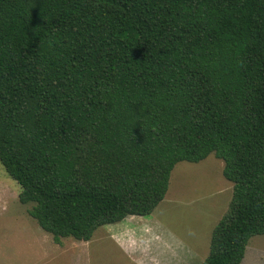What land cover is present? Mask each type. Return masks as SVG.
Wrapping results in <instances>:
<instances>
[{
	"label": "trees",
	"instance_id": "trees-1",
	"mask_svg": "<svg viewBox=\"0 0 264 264\" xmlns=\"http://www.w3.org/2000/svg\"><path fill=\"white\" fill-rule=\"evenodd\" d=\"M232 182L198 264L264 234V0H0V162L54 242L146 216L177 162Z\"/></svg>",
	"mask_w": 264,
	"mask_h": 264
},
{
	"label": "rangeland",
	"instance_id": "rangeland-1",
	"mask_svg": "<svg viewBox=\"0 0 264 264\" xmlns=\"http://www.w3.org/2000/svg\"><path fill=\"white\" fill-rule=\"evenodd\" d=\"M222 168L223 161L212 153L198 162H177L170 173L164 199L151 214L143 217L150 227L147 237L140 229L132 233V227L139 226L134 222L112 226L113 233L123 231L122 234L129 236L130 252H125L107 234L109 229L98 227L87 246L80 247L81 264L201 262L208 254L212 229L226 211L232 195V182L223 176ZM19 192V184L0 162V264H76L74 255L70 254L76 250L77 240L67 237L60 244L55 243L51 234L28 214L30 204L19 202ZM128 219L140 220L139 217ZM241 264H264V235L249 239Z\"/></svg>",
	"mask_w": 264,
	"mask_h": 264
},
{
	"label": "crops",
	"instance_id": "crops-1",
	"mask_svg": "<svg viewBox=\"0 0 264 264\" xmlns=\"http://www.w3.org/2000/svg\"><path fill=\"white\" fill-rule=\"evenodd\" d=\"M146 216H148V215H146ZM146 216H138V215H128V216H126L123 220H121L120 222H117V223H112V224H106V225H103L104 227H105V229L104 230H106V229H109V233H107V234H109V236H110V238H112L118 245H120V247L126 252H130V242H128V237L129 236H126V234L125 233H123L122 234V232H121V234H119V233H113L112 231H111V227L112 226H115V225H127V224H131V223H137L139 226H134V227H132L133 229L132 230H134V232H132V233H135V232H137V230L138 229H140V231L141 230H143L144 231V237H145V235H146V237H147V232H149L150 231V227H148V224H147V222L145 221L146 219H144L143 217H146ZM128 217H139V219L140 220H138V219H132V220H129L128 219ZM142 218V219H141ZM142 224V225H141ZM134 225V224H133ZM145 225V226H144ZM123 226V230L125 229V227ZM143 228V229H142ZM129 229V228H128ZM128 233V232H127ZM94 235V234H93ZM154 235V234H153ZM264 235V234H263ZM158 235H157V233H155V237H157ZM93 237V236H92ZM67 238V237H66ZM73 239V238H72ZM73 240H75L76 241V239H73ZM74 241V242H75ZM78 241H80V240H77L76 242H75V247H76V250L74 251V252H71V256L73 257V255H74V260H76V264H81L82 263V261H81V259H79V256H78V254L80 253V251L82 250V248L80 249V247H81V245H86L87 246V241H82V242H85L84 244H82V243H79ZM89 241V240H88ZM60 242H61V240H60ZM60 242L59 243H57V244H60ZM56 243V242H55ZM247 248V247H246ZM144 250H145V248H144ZM143 251V250H142ZM146 251V250H145ZM246 252V251H245ZM75 253V254H74ZM130 255L132 256V254L130 253ZM143 255H145V254H143ZM245 256V255H244Z\"/></svg>",
	"mask_w": 264,
	"mask_h": 264
}]
</instances>
